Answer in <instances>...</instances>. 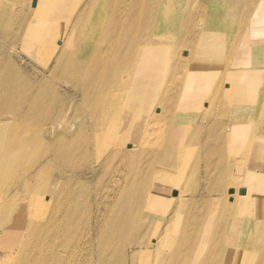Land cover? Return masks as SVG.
<instances>
[{"label": "bare ground", "instance_id": "obj_1", "mask_svg": "<svg viewBox=\"0 0 264 264\" xmlns=\"http://www.w3.org/2000/svg\"><path fill=\"white\" fill-rule=\"evenodd\" d=\"M0 28V229L35 205L25 254L2 249L0 264H264V71L244 54L264 60V0H0ZM46 35L54 47L33 77L6 48L27 51ZM68 93L78 101L68 105ZM210 106L217 115L203 114ZM150 125V147L126 151ZM127 162L121 205L101 213L96 199L98 213L88 211L81 179L113 164L121 175ZM201 164L206 194L173 193ZM210 205L219 209L204 214ZM76 222L96 226V257L79 255ZM150 228L154 239L142 238Z\"/></svg>", "mask_w": 264, "mask_h": 264}, {"label": "rangeland", "instance_id": "obj_2", "mask_svg": "<svg viewBox=\"0 0 264 264\" xmlns=\"http://www.w3.org/2000/svg\"><path fill=\"white\" fill-rule=\"evenodd\" d=\"M25 9L28 10L29 5H27L25 7ZM1 33H3V32L1 31V28H0V41H1ZM101 36L103 39L104 36L103 35H101ZM45 38H46V42H45V44H43V41ZM52 39H53V36L48 37L46 35L40 41L38 39L35 42L36 47L28 49L27 51L23 48L22 45H17L15 48H6V51L12 55L14 62L18 66H20L22 69H24L28 75L35 77L43 69L42 64L38 60L42 61L47 57V55L45 53V49L49 50V49H52L54 47L53 44L50 42V40H52ZM34 48H38V49L35 50ZM175 48H179V47H175ZM244 54L246 55L245 56L246 58L248 56H252V59H250V63H253V64H250L248 66L249 69H251L252 71L257 70V72L264 71V67L261 66V65H263L262 63L264 62V60H261V59H263V57H261V56L256 57L257 54L248 53V51H244ZM257 72H255L254 76L257 74ZM61 83H63L62 85H63V87H64L63 89H65V91L69 90L68 89L69 85L67 83H65V82H61ZM160 91H162V89ZM71 95H72L71 93H68V97H69V99L67 100L68 105L71 104L72 100H73L72 102L78 101L77 100L78 98H76V96H74V95L71 96ZM219 110H220L219 106H210L208 108V110L206 112H204L203 114H206V115L210 114V115L215 116V115H217ZM80 113L82 115H79ZM80 113H78V115L76 116V120H78V121H81L82 117L87 115L83 110H81ZM152 129H153V126L150 125V126H144L141 129L136 130L135 131V141H134V142H136V148H134V149L128 148L129 146L134 145V142H132V143L128 142L125 145L124 149L126 151H137V150H140L142 148L143 149L149 148L150 147L149 143L152 141V138L150 135V132H152ZM187 143L191 144L192 148L197 149V148H195V147H197L196 145H194L190 142H187ZM198 148L201 149V146ZM200 154H202V152ZM212 159H213V161L217 160L215 157H213ZM116 165L117 164H113L112 165L113 167L111 169L101 170V172L97 176H95L91 179L90 178H82L81 179V181H82L81 183H83V185L81 186V188H79V191L81 194H83L82 190L84 191V196L82 199H83V201H85V200L87 201L86 203L88 204V211L92 210L93 214L98 213L97 203L101 202L102 199H103L104 203H103V205H100L101 213H103L102 209H104L105 204H108L107 209L109 211L120 206L122 197L127 192H129L131 190V187H130L131 184L129 181L126 180L127 179L126 175L129 173V170H130V166H129L130 164L128 162L126 163V165L124 166L126 173L121 172V175L119 173L113 172ZM200 167L201 168L199 169V173H198V175H196V177H198L199 180H198V178L192 179V180L189 179L188 172L182 176L179 175V177L175 181V184H174L175 187H173V189H172L173 193H176L178 188L179 189L184 188L185 186L189 185L188 189L195 191L193 194H191L192 196H194V197L198 196L197 198H200V195H202V194L205 195L206 191H205L204 186L207 183V180H205V179H207V173H206L207 169H206L204 164H201ZM200 172H201V174H200ZM124 174H125V176H124ZM23 175L25 176L24 171H22V169L19 168V170L17 172L18 178L22 177ZM116 179L117 180L120 179V180H118V181H120V186H118L116 189H113V185L115 184ZM199 182H202V183L200 184ZM109 185L111 187H109ZM228 185H230V186H228V187L226 186V188L224 189L225 191L223 192V197L226 199L229 198V199L233 200L235 198L234 193L233 194L229 193V191L235 190V187H234L235 185L234 186L232 184H228ZM5 188H7V187L5 186ZM35 188L37 190V194L36 195L34 194L31 199H34L35 201H37V206H38V204L40 203V198H41L40 185L39 184L35 185ZM173 193L171 194V196H168V199H170L171 204L174 203V200L172 197V196H174ZM12 194H14V193H12ZM191 195H189V196H191ZM189 196H188V198H190ZM89 198H91V199L89 200ZM96 199H97V203L95 201ZM91 201H92V205L90 203ZM10 203L12 205H15L17 202L12 201ZM34 206L35 205L33 203H32L31 207L25 206V208L28 210L29 214L31 213V208L33 209ZM191 207L195 208L194 204L190 205V208ZM25 208L22 207L20 212H18L16 215V217L18 218V221H17L18 223H16L12 228H7V227L5 228L4 227V228L0 229V237H3V238H5L4 236L7 235L8 233H10V232L12 233V231L17 233L16 239H14V240L9 239L7 241H3L1 239V241H2L1 243H3V244L0 246V252L2 249H6L5 253L2 254L3 256H15V255H17L18 259H19V258L23 257V255L25 254V252H19V250L21 248V246H19L20 245V239L23 238L24 231H26L27 226L31 220V219H29V220L27 219L26 214H25V212L27 213V210ZM194 208L192 209V211L194 210ZM217 209H219V207H217V205H210L208 208H204L203 211L205 214V213H208L212 210H217ZM220 212H221V210H220ZM20 214H22V216H20ZM30 218H31V216H30ZM107 220H108V218H107ZM153 220H154V216L152 217L151 221L146 223L147 225H145V226H150L151 228L155 227ZM76 226H78V228H82V231H83L82 235L84 236V237L83 236L81 237V241H80V246L83 248V252L80 253L79 255L81 256V258H85L87 256V253H89L90 249L92 248L91 252H93L94 256L96 257L97 255L95 254V251H94L96 249L95 243L97 242L96 241V231H95L96 226L94 225V223H92V225L87 226V227H85V223L81 224L79 226L78 222H76V224L70 226V229L73 228V230H74V228H76ZM151 228L149 229L150 231H145L146 233L142 236V238H146L147 240H151V239L153 240L154 239V236L152 233L153 231H151L152 230ZM125 234H121L123 238H125V236H126ZM127 236L134 239L137 237V234H136V232L130 231L127 234ZM82 238H83V240H82ZM65 240H66V245H67L68 249L73 250L77 246L78 238H75L73 236H69V237L65 238ZM92 245H94V246H92ZM120 262H121L120 260H117L113 264H117ZM7 264H19V261H17L16 263L15 262L12 263V261H10ZM93 264H98L96 259L93 260Z\"/></svg>", "mask_w": 264, "mask_h": 264}]
</instances>
